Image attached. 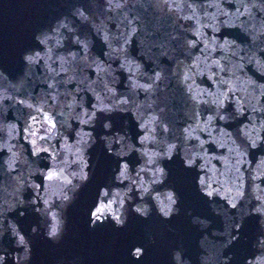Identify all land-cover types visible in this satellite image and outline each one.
<instances>
[{"label":"clouds","instance_id":"obj_1","mask_svg":"<svg viewBox=\"0 0 264 264\" xmlns=\"http://www.w3.org/2000/svg\"><path fill=\"white\" fill-rule=\"evenodd\" d=\"M55 2L68 10L35 31L38 46L22 53V73L13 79L0 66V241L7 233L16 249L0 243V264H33L41 232L52 244L64 240L100 142L118 163L99 186L90 228L109 219L123 228L132 214L180 215L166 163L178 157L222 220L209 234L212 220L186 209L203 232L199 264H231L225 250L253 215L259 226L244 264H264V151L253 158L264 146V0H22L25 8ZM2 9H15L12 0L0 2V42ZM25 209L39 216L30 233L12 215ZM144 227L146 243L131 248L133 259L168 232L177 244L170 264H193L178 229ZM92 260L81 250L52 264Z\"/></svg>","mask_w":264,"mask_h":264},{"label":"water","instance_id":"obj_2","mask_svg":"<svg viewBox=\"0 0 264 264\" xmlns=\"http://www.w3.org/2000/svg\"><path fill=\"white\" fill-rule=\"evenodd\" d=\"M12 6L15 9H2L5 27L2 33L3 39L0 42V66L4 67L5 71L14 79L23 71L22 53L28 48L38 46L34 39L35 31L66 12L68 6L55 2L42 7L35 5L25 8L22 0H12ZM230 34L241 41L247 39L238 30H231ZM103 49L104 45L97 40L95 51L102 55ZM133 50L135 51V48ZM165 62L167 61L165 60ZM124 118V116H120L119 120L122 121ZM127 119L129 120L128 127L135 139L136 123L131 114H127ZM99 131L102 129L98 130V134ZM92 151L94 158L97 154L99 155L96 170L90 181L81 190L77 201L68 209V233L60 244H52L51 241L42 237L41 232V235L37 236L33 242V264H52L55 257H70L72 254L80 253L81 250L91 251L93 257L91 264H170L169 250L177 244L175 235L168 232L165 234V242L147 247L140 260L131 257V248L135 244L146 243L144 236L146 224L150 225L152 229L159 228L161 224L171 225L178 229L182 237L180 242L186 249L185 256L190 257L193 264H199L198 257L202 249L199 247L198 241L203 232L198 225H191L190 217L186 216V209L191 208L193 214L206 216L212 220V225L206 230L209 234H211V228H222V220L212 213L209 201L197 190L191 179L194 174L193 170L184 169L182 161L178 157L171 162H166L170 168L169 180L181 196L182 212L180 215L173 216L170 220L161 221L155 212L148 220H143L132 214L129 223L123 228H116L110 219L103 223L98 222L95 227L90 228L89 212L95 203L99 186L107 182L113 164L118 163L111 155L107 154L102 142L94 146ZM258 151H264V146L253 151V158ZM127 159L133 164L138 162L136 153ZM25 212L26 215L23 217H20L18 212L12 213V215L17 218L22 230L25 233H30L32 225L39 223V216L30 209H25ZM258 219L259 217L255 215L247 217L239 229V238L225 250V255L233 254L231 264H244L247 256L253 254L252 241L255 239L259 226ZM0 243L6 245L10 251L16 250L13 247V238L7 233ZM8 264H12L11 258H9Z\"/></svg>","mask_w":264,"mask_h":264}]
</instances>
